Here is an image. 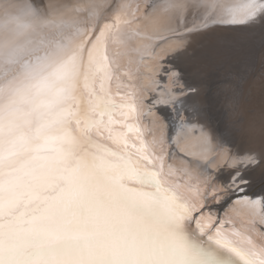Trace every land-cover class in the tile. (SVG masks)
<instances>
[{"label": "snow or ice", "instance_id": "snow-or-ice-1", "mask_svg": "<svg viewBox=\"0 0 264 264\" xmlns=\"http://www.w3.org/2000/svg\"><path fill=\"white\" fill-rule=\"evenodd\" d=\"M258 23L264 0H0V264H264V104L225 82L211 128L185 70Z\"/></svg>", "mask_w": 264, "mask_h": 264}, {"label": "bare ground", "instance_id": "bare-ground-1", "mask_svg": "<svg viewBox=\"0 0 264 264\" xmlns=\"http://www.w3.org/2000/svg\"><path fill=\"white\" fill-rule=\"evenodd\" d=\"M42 2L47 3L48 0H36V3L38 4ZM261 28H264V23H258L247 27L237 26L234 28L218 29L207 36L198 37L193 41L192 49L194 55L191 59L185 62V70L191 73L202 85V100L207 107L206 122L209 127L216 128L220 126L223 121L222 106L219 112L214 111L213 108L215 109L216 105H211L212 98L210 94H215L213 97V99L216 98V101L214 100L215 103L219 101L218 94L223 88L225 82H232L229 78L230 70L232 68V70H234L237 67H243L249 59L253 63L256 61L257 57L262 63H264V51H262L264 48L261 46V41L264 39V33L256 43L254 41L251 42V37H253L256 31ZM257 50L258 55L254 57ZM222 71L223 73L221 74L220 72ZM245 75L246 74L240 75L237 77V80L234 78L235 81L232 83L240 85V102L242 106L259 109L261 105L264 104V73L259 71L255 76L256 80L252 81H249L252 77L251 74L244 78ZM245 81L247 84H252L250 87H252L253 90L248 93L249 97L246 96L247 92H245V87L247 85L245 84L242 87V84ZM212 82L213 84L218 83L219 86H216L215 90L212 89L213 91L211 92ZM238 142L242 147L252 146L257 149L260 147L259 144L249 145L243 137H238ZM263 170L264 169L259 168L255 170L257 173L253 175L252 184L247 190V192L251 191V197L253 199L259 196H264V186H260L261 182L264 181V178H262Z\"/></svg>", "mask_w": 264, "mask_h": 264}, {"label": "rangeland", "instance_id": "rangeland-1", "mask_svg": "<svg viewBox=\"0 0 264 264\" xmlns=\"http://www.w3.org/2000/svg\"><path fill=\"white\" fill-rule=\"evenodd\" d=\"M231 31V30H230ZM263 33H264V28H261V29H259V30H257L256 31V33L254 34V36L253 37H251L252 39H251V42H255L256 43V41L260 38V37H262V35H263ZM262 51H264V49L262 50ZM262 51H261V53H262ZM260 53V54H261ZM258 55V50L256 51V55H254V57H256ZM260 56V55H259ZM262 58V57H261ZM263 59V58H262ZM262 64H264V63H262V61L257 57V59H256V61L255 62H253L252 63V61L249 59L248 61H246V63H245V65L243 66V67H237V68H235L234 70H230V74H229V78H230V81H232V82H234L235 80H237V77H239L240 75H243V74H246L245 76H244V78H246V77H248L249 76V74H251V79L249 80V81H252V80H256L255 78V76L258 74V72L260 71L261 73H264V72H262L261 71V66H262ZM221 74L223 73V71L222 72H220ZM191 74V73H190ZM234 78H235V80H234ZM220 79H222V78H220ZM247 81V80H246ZM246 81L245 82H243V84H242V87L246 84L247 86L245 87V92H247V94H246V96H248V93L249 92H251L252 90H253V88L252 87H250V85H252L251 83H246ZM219 83H220V81H219ZM222 84V83H221ZM215 86V87H214ZM216 86H219V84L218 83H215V84H213V82H212V85H211V92L213 91V90H215V88H216ZM213 89V90H212ZM253 94H255V93H253ZM261 94V93H260ZM214 95L215 94H210V96H211V98H212V100H211V105L212 106H215L216 105V107H215V109L213 108V110L214 111H218L219 112V110H221V104L219 103V101H217L216 103L214 102V100L216 101V98L215 99H213V97H214ZM249 97V96H248ZM248 97H245V98H248ZM219 104V105H218ZM221 120V119H220ZM257 172H255L254 171V173H253V175L254 174H256ZM263 173H264V170H263ZM253 181V180H252ZM263 183V184H262ZM261 184L264 186V181H262L261 182ZM260 184V185H261Z\"/></svg>", "mask_w": 264, "mask_h": 264}, {"label": "water", "instance_id": "water-1", "mask_svg": "<svg viewBox=\"0 0 264 264\" xmlns=\"http://www.w3.org/2000/svg\"><path fill=\"white\" fill-rule=\"evenodd\" d=\"M113 83H114V85H115V81H114ZM262 184H263V183H262ZM262 184L260 185L261 187H263ZM247 194L250 195V196L252 195L251 191H250V192H247ZM213 211H214V212H217L220 216H223V214H224V213H223V210L220 209L218 206H213Z\"/></svg>", "mask_w": 264, "mask_h": 264}]
</instances>
